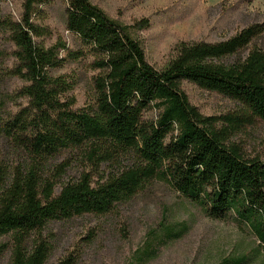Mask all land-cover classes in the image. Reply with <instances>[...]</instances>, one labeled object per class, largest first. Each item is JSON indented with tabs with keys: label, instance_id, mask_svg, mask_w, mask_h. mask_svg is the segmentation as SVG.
Instances as JSON below:
<instances>
[{
	"label": "trees",
	"instance_id": "1",
	"mask_svg": "<svg viewBox=\"0 0 264 264\" xmlns=\"http://www.w3.org/2000/svg\"><path fill=\"white\" fill-rule=\"evenodd\" d=\"M51 1L25 0L19 19L0 11V35L15 47L17 61L6 74L25 81L18 95L27 99L12 111L13 96H2L0 77V139L9 154H0V238L14 243L12 264H48L54 245L43 234L50 223L109 213L154 180L205 216L246 226L259 241L252 256L219 264H247L264 252V159L245 157L233 142L244 123L264 121V21L219 41H181L176 56L156 69L131 26L92 0H63L66 28L80 48L47 47L35 16ZM148 24L143 20L141 28ZM66 60L98 72L94 101L83 108L65 99L76 81L50 72ZM184 81L235 101L241 113L204 115ZM65 154L86 158L96 178L83 173L63 182L65 164L55 162ZM187 230L184 222H163L139 259L154 257L152 239L168 243Z\"/></svg>",
	"mask_w": 264,
	"mask_h": 264
},
{
	"label": "rangeland",
	"instance_id": "2",
	"mask_svg": "<svg viewBox=\"0 0 264 264\" xmlns=\"http://www.w3.org/2000/svg\"><path fill=\"white\" fill-rule=\"evenodd\" d=\"M25 0L0 1L1 15L19 19ZM109 16L131 26L143 44L148 61L156 68H164L175 56L181 41H219L242 29L245 24L264 21V0H92ZM36 22L42 27L41 42L47 47L65 44L70 50L80 48V42L66 28V5L63 0L38 6ZM148 25L141 28L142 21ZM15 47L0 35V77L2 96H13L8 104L12 111L27 103L18 95L25 81L6 74L17 62ZM61 57L67 51H60ZM87 62L66 60L64 66L51 69L55 76L64 75L76 84L65 99L74 108H83L95 98L94 75L98 72ZM182 88L191 103L206 116L241 113L239 105L215 92L201 89L184 81ZM154 112H148L152 116ZM245 157L264 159V121L251 119L233 138ZM7 153L6 143L0 139V154ZM9 155V154H8ZM70 160V163L68 162ZM57 164L62 169L63 182L76 180L83 173L96 178L97 169L86 158L62 155ZM125 164L128 162H124ZM59 166V165H58ZM57 166V167H58ZM56 167V168H57ZM55 168V169H56ZM112 169L105 164L102 169ZM184 222L188 230L178 240L160 243L152 239L154 257L140 260L152 232L162 223ZM52 241L53 251L48 264L70 258L72 264H219L230 256L250 255L259 241L244 225L231 219L214 220L186 197L162 181H151L135 194L106 214H86L69 220L53 221L43 234ZM13 244L9 237L0 238V264H12ZM247 264H264V252Z\"/></svg>",
	"mask_w": 264,
	"mask_h": 264
}]
</instances>
